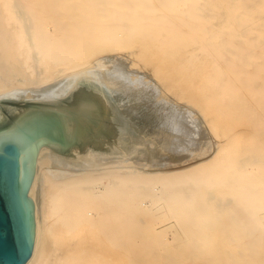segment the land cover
<instances>
[{
	"label": "bare ground",
	"instance_id": "obj_1",
	"mask_svg": "<svg viewBox=\"0 0 264 264\" xmlns=\"http://www.w3.org/2000/svg\"><path fill=\"white\" fill-rule=\"evenodd\" d=\"M29 120L24 264H264V0H0V141Z\"/></svg>",
	"mask_w": 264,
	"mask_h": 264
},
{
	"label": "water",
	"instance_id": "obj_2",
	"mask_svg": "<svg viewBox=\"0 0 264 264\" xmlns=\"http://www.w3.org/2000/svg\"><path fill=\"white\" fill-rule=\"evenodd\" d=\"M54 138L62 141L58 122L29 120L28 127L0 141V264H24L31 255L33 140Z\"/></svg>",
	"mask_w": 264,
	"mask_h": 264
},
{
	"label": "rangeland",
	"instance_id": "obj_3",
	"mask_svg": "<svg viewBox=\"0 0 264 264\" xmlns=\"http://www.w3.org/2000/svg\"><path fill=\"white\" fill-rule=\"evenodd\" d=\"M149 9H151V8H149ZM141 10V9H140ZM146 10H148V9H146ZM152 10H155V9H151V13H147L146 11H144L143 13H140V14H138L140 17H142V18H147L148 16H150V15H153L154 14V11H152ZM162 11H156V13H161ZM145 20V19H144ZM147 21H149V19L147 18L146 19V23H147ZM134 23H137V21L136 22H134ZM138 24V23H137ZM143 40V38L141 39V41ZM128 41L129 42H132V39L131 38H129L128 39ZM141 41H139V42H135V45H133V46H131V47H128L129 49H131V48H135V47H139V48H141L142 49V53H141V58H143V60H142V62H145L144 64H146L147 66H149L150 68H151V66H162V64L164 63L165 64V61L163 60V59H161V58H159V57H156L155 55H150L149 53L155 48V46L153 47V45L152 46H150V45H148L147 44V41H144L143 43H141ZM168 58H167V60H168V63H169V61L172 59V57L171 56H167ZM152 64V65H151ZM155 73V76L159 79V81L162 83H164V81L166 82V81H168L170 84L172 83V78L174 79V81H175V79H176V82H177V85L179 86H182L183 85V83H187V84H189V82L187 81L186 82V80H185V78H184V76L180 73V72H172L171 74L169 73V72H167V71H161V73H158V72H154ZM197 74H198V76L201 74V72L200 71H198L197 72ZM157 79V80H158ZM163 81H162V80ZM173 81V82H174ZM198 90H199V88H198ZM169 93H171V95H173V93L170 91ZM241 123H243L244 121H240ZM232 127V126H231ZM248 125L246 126V129L248 130V131H250V127H248ZM241 128H243V129H245L244 127H241ZM250 133H251V131H250ZM256 139L257 141H260V140H264V136H256V137H253L251 134H249L248 135V137H247V144L250 146V143H252V140L253 139ZM262 239V237H261V235H259V233H257V235H255V237L253 238V237H251V236H248V237H244V238H241L240 240H239V243L240 244H242V245H246L247 243H251L252 241L253 242H255L256 244H257V251H259L260 252V250H261V247H260V245H261V240ZM259 257L260 256H258L257 258L259 259Z\"/></svg>",
	"mask_w": 264,
	"mask_h": 264
}]
</instances>
